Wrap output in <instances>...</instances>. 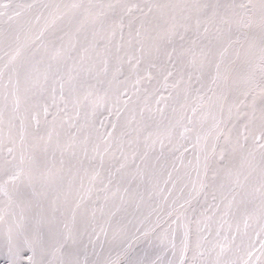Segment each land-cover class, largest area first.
Here are the masks:
<instances>
[{"label": "snow or ice", "instance_id": "snow-or-ice-1", "mask_svg": "<svg viewBox=\"0 0 264 264\" xmlns=\"http://www.w3.org/2000/svg\"><path fill=\"white\" fill-rule=\"evenodd\" d=\"M0 52L5 264H264V0H0Z\"/></svg>", "mask_w": 264, "mask_h": 264}, {"label": "bare ground", "instance_id": "bare-ground-1", "mask_svg": "<svg viewBox=\"0 0 264 264\" xmlns=\"http://www.w3.org/2000/svg\"><path fill=\"white\" fill-rule=\"evenodd\" d=\"M3 53L0 52V55H2ZM165 95H167V93H165ZM163 107V105H161ZM153 109H155V104L153 103L152 105ZM168 112L170 113V109L168 110ZM106 115V114H105ZM165 143L167 144V141H165ZM190 147V145H189ZM157 149H159V145L157 144ZM103 239V237H102ZM133 248L135 249L136 252H139L141 255L143 254V250L148 248V243L141 239L140 241L134 242L133 243ZM99 250V249H97ZM89 253H91V248L89 247ZM156 254H158L155 251H152V258L155 259ZM94 258V257H92ZM7 259V251L6 249L0 245V264H5Z\"/></svg>", "mask_w": 264, "mask_h": 264}]
</instances>
